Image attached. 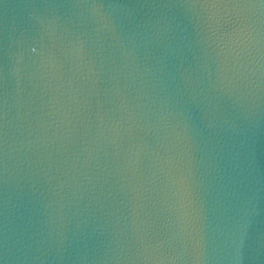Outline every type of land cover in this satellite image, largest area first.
<instances>
[{
  "label": "water",
  "instance_id": "95a60500",
  "mask_svg": "<svg viewBox=\"0 0 264 264\" xmlns=\"http://www.w3.org/2000/svg\"><path fill=\"white\" fill-rule=\"evenodd\" d=\"M0 264H264V0H0Z\"/></svg>",
  "mask_w": 264,
  "mask_h": 264
}]
</instances>
